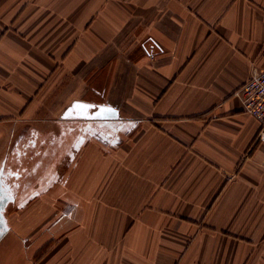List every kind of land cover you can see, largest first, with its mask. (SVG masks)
Segmentation results:
<instances>
[{"label": "crops", "instance_id": "1", "mask_svg": "<svg viewBox=\"0 0 264 264\" xmlns=\"http://www.w3.org/2000/svg\"><path fill=\"white\" fill-rule=\"evenodd\" d=\"M261 69L264 0H0V264H264Z\"/></svg>", "mask_w": 264, "mask_h": 264}, {"label": "built area", "instance_id": "2", "mask_svg": "<svg viewBox=\"0 0 264 264\" xmlns=\"http://www.w3.org/2000/svg\"><path fill=\"white\" fill-rule=\"evenodd\" d=\"M245 112L261 124L257 140L264 144V69L255 71L237 92Z\"/></svg>", "mask_w": 264, "mask_h": 264}, {"label": "water", "instance_id": "3", "mask_svg": "<svg viewBox=\"0 0 264 264\" xmlns=\"http://www.w3.org/2000/svg\"><path fill=\"white\" fill-rule=\"evenodd\" d=\"M3 190H6V189H4V188L2 189V186L0 185V195L1 196L4 192ZM6 204H7V196L0 199V239L9 229L7 222H6L5 215H4Z\"/></svg>", "mask_w": 264, "mask_h": 264}, {"label": "rangeland", "instance_id": "4", "mask_svg": "<svg viewBox=\"0 0 264 264\" xmlns=\"http://www.w3.org/2000/svg\"><path fill=\"white\" fill-rule=\"evenodd\" d=\"M7 222V221H6ZM7 225H8V223H7ZM9 228V227H8Z\"/></svg>", "mask_w": 264, "mask_h": 264}]
</instances>
